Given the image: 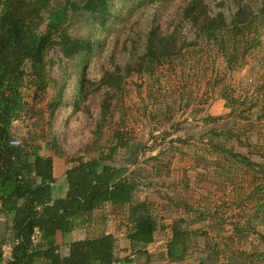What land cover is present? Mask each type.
Here are the masks:
<instances>
[{"label": "rangeland", "instance_id": "374dc122", "mask_svg": "<svg viewBox=\"0 0 264 264\" xmlns=\"http://www.w3.org/2000/svg\"><path fill=\"white\" fill-rule=\"evenodd\" d=\"M188 1L143 4L139 0H112L110 10L117 16L105 27L82 10L72 13L68 34L101 39L102 46L70 60L63 58L57 47L49 49L50 85L44 91L35 90L29 67H24L25 107L23 116L13 124V137L20 143L31 137L56 141L62 157L43 149L42 140H37L40 154L53 159V173L60 180L56 184L59 194L71 160L87 161L100 152L107 155L121 138L123 146H118L112 159L114 165H124L128 146L136 145L137 163L129 168L139 185L134 200L148 201L159 225L155 242L147 247L153 264L164 263L167 235L163 229L182 217L184 205L209 213L207 219L191 228L206 231L220 248L228 243L225 239L234 225L254 229L230 244L233 252L227 255L232 261L219 254L215 264H264V259L262 263L253 262L250 257L252 253H264V218L259 215L251 220L253 204L241 201L236 205L254 185L264 182V117H259L264 103V25L260 46L247 54L246 65L239 69H228L213 43L192 40L194 34L187 26L183 33L187 42L194 41L192 46L151 73L137 72L140 67L134 64L143 53L142 35L149 22L163 31L169 29ZM205 1L212 14L222 12L228 18L235 10V0ZM73 71L84 76V96L78 99L75 111L61 106L51 116L49 105L60 85H66V107L73 102L71 93L77 85ZM111 74L117 85L105 82ZM223 95L236 101L233 108ZM213 145L244 155L258 166L255 171L245 170ZM101 211L108 216L109 228L125 231L127 207L113 210L106 205L95 215ZM98 226L92 227L94 233ZM215 242L210 241L211 246ZM203 246V239H199L200 254L182 264H199L196 258L204 256ZM240 252L249 256L243 261ZM131 253L132 249L127 255Z\"/></svg>", "mask_w": 264, "mask_h": 264}, {"label": "trees", "instance_id": "16d2710c", "mask_svg": "<svg viewBox=\"0 0 264 264\" xmlns=\"http://www.w3.org/2000/svg\"><path fill=\"white\" fill-rule=\"evenodd\" d=\"M80 1L79 4L70 0L60 3H52V0L0 1V218L8 220L5 236L9 235L0 238V264H153L152 253L147 247L155 242L159 225L150 211L151 204L146 200H134L139 185L129 168L137 163L136 145H124L128 146L129 154L124 165H114L112 159L118 146H123L121 138L110 147L107 155L100 152L96 158L87 161L82 158L71 160L72 166L64 173L65 193L54 198L53 159L40 154L42 149L37 140H42L43 149L62 157L56 141L31 137L17 146L10 144L15 140L13 123L23 116L25 107L22 95L24 67H29L30 82L35 90L44 91L50 85L46 58L49 49L57 47L63 58L70 60L102 46L101 39L68 34L66 28L72 13L82 10L101 27L117 16L110 10L112 0ZM151 1L139 0L143 4ZM234 3L235 10L228 18L222 12L212 14L205 0H189L169 29L163 31L149 22L142 35L143 53L134 61L140 67L137 72L151 73L156 66L165 64L197 39L213 43L228 69L246 65L247 54L260 46L264 0H235ZM185 26L194 34V41L190 43L183 33ZM72 76L77 80L71 93L72 104L66 107V85H60L49 105L51 116L61 106L71 112L78 108V99L84 96V76L79 71H73ZM105 80L109 85L118 83L112 74ZM223 98L230 101L233 108L236 101L225 95ZM259 111V117H264V103ZM213 147L245 170L255 171L258 166L244 155L216 145ZM241 201L254 205L251 220L258 219L259 215L264 218V182L254 185L245 197L237 203L232 201V204L238 205ZM106 205L113 210L127 207L124 236L130 243L131 255L118 258L116 237L102 231L83 240L68 242V254L61 256L55 244V233L60 232L66 237L77 229L107 222L108 216L102 211L95 215ZM183 208L182 217L174 219L163 229L167 235L163 264H182L193 258L199 253V239L204 241L201 251L204 256L196 258L199 264H215L219 254L232 261L227 255L233 252L230 244L243 239L244 233L254 231L251 226L239 229L234 225L232 233L225 239L228 243L225 241L220 248L206 231L191 228L207 219L209 213L197 211L189 205ZM7 241L9 256H5L3 250ZM210 241L215 242L213 246ZM247 256L246 252L239 253L243 261ZM250 257L253 262L262 263L264 253H252Z\"/></svg>", "mask_w": 264, "mask_h": 264}, {"label": "crops", "instance_id": "0c3cea01", "mask_svg": "<svg viewBox=\"0 0 264 264\" xmlns=\"http://www.w3.org/2000/svg\"><path fill=\"white\" fill-rule=\"evenodd\" d=\"M54 178L56 179V184L60 181L57 180V177H55V174L53 173ZM56 184L54 186V198H58V197H62L65 193V187L63 185V189L61 191V193L59 194L56 191ZM100 212V210H99ZM8 220L5 218H0V238H3L5 236V226H6V222ZM108 220L107 222L103 223V224H99V226L97 227V232L94 233L92 227H94L93 225L91 227H86L83 229H77L75 231H73L70 235L63 237V235L60 232H56L55 233V244L59 247V253L61 256H67L68 254V248H67V243L71 242V241H79V240H83L87 237H92L94 235H98L100 234L102 231L112 234L116 237L117 239V256L118 258H124L126 256H128V252L130 253L131 247H130V243L128 242V240L125 238L124 236V231L119 232V231H114L113 229L109 228L108 226ZM122 233V236H120ZM9 235H6L5 238H8ZM4 254L5 256H9V252H10V244L7 241V243L5 244L4 248Z\"/></svg>", "mask_w": 264, "mask_h": 264}, {"label": "built area", "instance_id": "2783aa9c", "mask_svg": "<svg viewBox=\"0 0 264 264\" xmlns=\"http://www.w3.org/2000/svg\"><path fill=\"white\" fill-rule=\"evenodd\" d=\"M16 122V121H15ZM14 122V123H15ZM13 123V124H14ZM12 146H17V145H19V141H17V140H14V141H12L11 143H10Z\"/></svg>", "mask_w": 264, "mask_h": 264}]
</instances>
